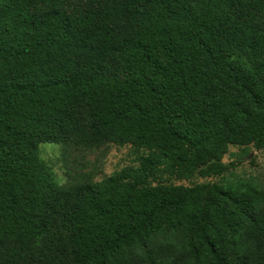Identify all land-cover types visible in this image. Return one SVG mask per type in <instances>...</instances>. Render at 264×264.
<instances>
[{"label": "trees", "instance_id": "obj_1", "mask_svg": "<svg viewBox=\"0 0 264 264\" xmlns=\"http://www.w3.org/2000/svg\"><path fill=\"white\" fill-rule=\"evenodd\" d=\"M41 144L142 154L59 185ZM230 146L264 150V0L0 6V264H264V188L172 181Z\"/></svg>", "mask_w": 264, "mask_h": 264}, {"label": "rangeland", "instance_id": "obj_2", "mask_svg": "<svg viewBox=\"0 0 264 264\" xmlns=\"http://www.w3.org/2000/svg\"><path fill=\"white\" fill-rule=\"evenodd\" d=\"M4 0H0V6ZM163 52L156 51L159 61H164ZM141 150L131 145H108L91 153L65 150L56 144H41L39 157L50 168L54 180L59 185L72 182V178L81 174H90L94 181L103 179L121 180L130 168L139 166ZM222 162L229 165V170L221 177L192 178L190 180L172 179L179 185H191L203 182H225L236 187L248 185L264 188V150H256L251 146H230L223 156ZM70 174V176L67 175Z\"/></svg>", "mask_w": 264, "mask_h": 264}]
</instances>
